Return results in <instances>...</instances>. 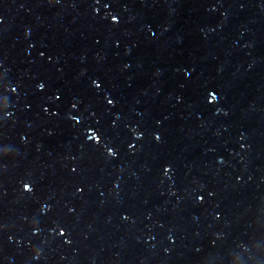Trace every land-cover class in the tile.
I'll return each mask as SVG.
<instances>
[{
	"label": "water",
	"instance_id": "obj_1",
	"mask_svg": "<svg viewBox=\"0 0 264 264\" xmlns=\"http://www.w3.org/2000/svg\"><path fill=\"white\" fill-rule=\"evenodd\" d=\"M0 18L3 264H264V0H0ZM96 120L118 158L86 140Z\"/></svg>",
	"mask_w": 264,
	"mask_h": 264
},
{
	"label": "snow or ice",
	"instance_id": "obj_2",
	"mask_svg": "<svg viewBox=\"0 0 264 264\" xmlns=\"http://www.w3.org/2000/svg\"><path fill=\"white\" fill-rule=\"evenodd\" d=\"M61 2V0H52V2H49V0H44V3L49 6V7H55L56 5H58ZM95 2L97 4L100 3V0H95ZM105 7H109L110 5L106 4L104 5ZM105 19H109V17H105ZM110 20L111 23L115 26L117 25L120 21L117 15L115 14H111L110 15ZM4 23L3 19L0 18V25H2ZM44 53H41V56H43ZM4 65L2 62H0V69H3ZM4 77L0 76V92L3 91L4 88V83H3ZM91 87L92 89L95 91V93L97 95H102L103 101L105 103V106L112 109L116 107V101H115V97H112L110 94L108 93H104L103 92V82L99 81L97 78H93L91 80ZM36 88L39 92H44L46 89V84L43 82H40L36 85ZM7 90L10 91L13 94L18 93L19 87H8L7 86ZM54 99L59 102L62 99L61 95H55L54 94ZM212 99L213 101L216 100V94H212ZM78 108V104L76 102H72L70 104V109L72 110V115H70V119L74 122L75 125H80L84 122V118L82 116H80L78 118V115L76 114V110ZM43 112L51 114V115H59V112H53L50 108H43L42 109ZM226 114V113H225ZM96 113L93 112V117H95ZM119 119V118H117ZM5 118H3L2 116H0V126H4L5 124ZM100 121L96 120L95 125H89L86 129H85V137L86 140L88 142H90L94 147L99 148L101 147V145L104 146V153L108 158H118L119 156V152L117 150V148L115 147V145L110 144L109 143V137L107 136L106 132L100 127ZM109 127H113V125H109ZM0 135H3V133H0ZM133 136L135 138V140L137 141V143H139L141 140L144 139V136L142 133L137 132L135 129L133 130ZM4 139L7 140V136H4ZM153 139L155 142L159 143L162 139V137L158 134H154L153 135ZM25 140H27V137H25ZM128 147L130 149H135L136 145L132 144L131 141H128ZM223 161H221L222 163ZM6 167L4 166L3 162H0V176H2L5 172H6ZM71 171L73 173H75L77 171L76 168L71 169ZM162 171L164 173L165 176L169 175L172 172V168L171 166L165 165L162 168ZM84 191L83 187H78V193L82 194ZM35 192V186L32 184L31 181H25L22 184V194L25 196H31L33 195ZM6 195V193H4ZM205 199L204 195H200L198 197V200L200 203H203ZM52 209L50 207H46L45 209H41L40 212L43 213V215L46 217L49 213H51ZM217 219H219L220 217L217 216ZM123 219L125 221H127L129 219V217L127 215L123 216ZM5 228L6 225H4L2 222H0V234H3L5 232ZM42 229L40 228V226L37 223H32L30 226V233L31 235L35 238L38 237L41 233ZM53 233L55 234L56 237H58L62 243L64 244H71L72 241L70 239V237L68 236V230L66 227H64L63 225L59 224V222L56 223V226L52 229ZM9 239H12L11 237H9ZM169 240L171 243H175V240L172 239V237H169ZM17 243H19V241H16ZM0 264H3L2 261H0ZM31 264H42V256L40 254V252L37 251H33L32 252V256H31Z\"/></svg>",
	"mask_w": 264,
	"mask_h": 264
},
{
	"label": "clouds",
	"instance_id": "obj_3",
	"mask_svg": "<svg viewBox=\"0 0 264 264\" xmlns=\"http://www.w3.org/2000/svg\"><path fill=\"white\" fill-rule=\"evenodd\" d=\"M49 2H52V0H49Z\"/></svg>",
	"mask_w": 264,
	"mask_h": 264
}]
</instances>
